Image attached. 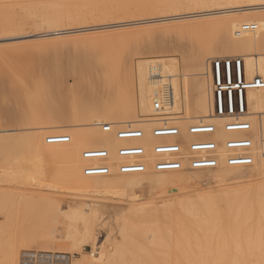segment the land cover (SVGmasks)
Listing matches in <instances>:
<instances>
[{
    "label": "bare ground",
    "instance_id": "1",
    "mask_svg": "<svg viewBox=\"0 0 264 264\" xmlns=\"http://www.w3.org/2000/svg\"><path fill=\"white\" fill-rule=\"evenodd\" d=\"M148 1L142 2L143 5L138 10L143 9V11L152 17L125 25H135L136 27L139 25H147L148 27L149 25L153 28V31L160 33L162 37L158 41H152L154 45L152 44L151 48H154H149V54L151 55L157 54L156 52L158 54L160 52L161 55V52L165 51L167 47H172V41L173 46L174 42L178 44L179 41L180 46L175 44L180 49L179 51L176 46L172 47L175 50L177 49L176 52L178 51L179 57H161L167 59L160 60L151 66L147 62L138 64L137 66L129 63L127 66L128 70L125 67H122L123 70H121L124 73L125 70L129 71L125 74H128V76L124 75L125 78H122V74H118L119 77H116V79V75L113 79L110 76L105 77L102 71L96 67V69L82 67L63 71L68 72L69 74L65 73L67 75L72 74L74 85L69 86L66 82L59 83L57 87L53 85L56 87L54 92L52 87L53 95L51 97L48 95L49 98L46 97V99L42 98L43 100H48V102H44L40 97L38 101L36 100L35 104V100L29 98L36 105L34 107L32 104L33 107L53 115L60 109L63 112L64 110L72 111V105L76 104L77 110L81 113L80 115L83 117L86 126V129L76 139L77 147L80 146L83 151L91 148H106L111 155L119 144L114 137V131L125 125H132L143 129L145 141H150L149 130L152 126L159 123V120L153 117L155 103H159L163 107L164 112L167 113L165 116L167 122L178 127L182 136H185L186 125L207 122L216 125L217 139L223 142L231 135L224 133L220 129L228 119L213 115L209 61L212 57L220 56L227 57V59L231 57L238 58L243 61L244 65L245 84L243 85L248 104V113L243 116L251 124V130L246 135L251 138L253 143L251 152L254 161L251 165H248L250 167L247 170L254 171L259 177H263L264 155L261 142L264 140V84L257 88H252L248 84L254 78H261L264 83V0H160L153 5L151 4L153 0L149 1L150 3ZM53 6H56V4ZM8 15L5 8H0L1 18H6ZM245 25H253L256 28L252 31L241 32V27ZM6 33L10 34V32ZM57 33H63V31L46 33L37 37L45 38L48 42V38L52 36L50 38L53 39L56 35H59ZM74 36L72 37L76 38ZM204 36L211 37L205 39ZM30 37L32 36L21 35L12 37L11 35L10 37H0V41L24 39L27 42ZM72 37L70 36L69 39ZM59 38L61 39V37ZM59 38L56 37V39ZM173 39L178 41H174ZM184 40L185 45L181 42ZM193 40L195 41L192 42ZM154 42L158 44L157 47ZM207 42L208 45L204 46V43ZM3 44L0 45L2 46L0 50H5V52H0L7 53L9 49L3 47ZM12 44L15 43L13 42ZM165 44H170V46H164ZM174 49L169 54L172 52L175 54ZM2 56L4 57V54ZM106 74H109V72H106ZM60 77L62 78V76ZM119 78H122L123 81L120 82L121 80H119L116 82ZM194 88L197 93L195 99H193ZM42 97H45V94ZM29 103L31 105V102ZM14 104L16 105V103ZM18 107L21 109L19 104L14 108ZM2 111L0 114H2ZM17 112H19L18 109ZM17 112L11 115L6 114L8 113L6 112V116L3 117L16 118L18 116ZM136 112H139L144 118L139 119ZM182 113H184L182 117H175V115ZM57 114L63 115V113ZM64 120L66 122L67 118L65 117ZM101 123L110 124L113 128L112 131L104 133L98 127V124ZM43 134L35 135L34 141L31 143L35 144L33 145L37 150L33 145V149L29 146L30 149L28 148L26 151L29 153L26 156L24 155L23 159H20L22 162L15 163V172H21L22 175L27 176L25 178H33L32 175H34L37 180H42L43 178L49 179L54 174L56 167L54 161L59 162L57 161V154H61L69 147L71 138L61 150L59 144H56V146L59 145L57 148H55V145L53 148H51V145H47L46 138L48 135L45 136ZM50 135L63 134L52 132L51 134L49 133ZM227 156L228 152L223 148L217 151L219 164L213 176L218 179L230 176H232L231 178L242 177L240 173H243V169L237 167L247 166L229 167L224 162ZM208 171L205 170L204 172L206 173L202 174H208ZM173 174L171 171L159 172L160 176ZM204 176L206 175L197 176L195 180L200 181ZM62 182L67 183L68 186L71 185V187H82L81 183L74 180H64ZM11 194L13 195L11 192L9 194L6 193L5 196L4 193L0 192V215L6 212L5 216L12 222L14 221V213L18 212L17 221L19 227L17 226V230H14L18 234L14 233V227L11 226L12 233L17 234V236L14 238L10 236L11 239L13 238L11 241L10 238L9 240L6 238L8 245L3 240L4 237H0L1 241L6 242V247L5 245L4 248L1 247L3 250L0 254V264H17L20 251L30 249H35L36 251H54L55 254H60L65 259L69 255L62 254V252L77 253L80 257L72 259L70 264H118L116 255L122 252V247H117L114 252H111V250L108 251L106 249L103 243L96 242V238L92 240L91 228L86 226L91 217H87V212L85 213L84 209L76 208L75 210L66 212V210L62 211L61 207L49 196H36L34 194V196L25 197L22 192L19 194L15 193V196ZM222 196V201L227 206L225 213L219 211L218 205L216 206L214 203L212 204L204 200L195 203L188 201L179 203L178 212L180 211L183 215L192 216V220L187 221L188 223H184L183 221L177 223L179 229L178 235L183 237L182 242L199 245L200 243H208L213 241L212 239H215V250L219 255L217 264H264V196L262 190H234ZM214 206L217 208H213ZM171 207V203L162 204V219L166 220L170 218L169 212ZM151 210V207L147 208V206L139 204L131 207L128 210V215L129 217L133 216L137 220L144 221L145 224L143 225L142 232L158 241L165 232L161 231L163 226L160 225L159 220H151L152 218L148 215V213H151ZM67 211H69V208ZM89 213L92 217H95L94 210H91ZM204 214H208V216ZM60 217L68 221L67 223L65 222L66 225L64 224V220H60ZM75 219H81L84 222V229L82 231L73 228L74 226L69 222V220ZM60 223L65 227L64 234H62L63 232H57L58 227H56L57 229L55 228L57 224L61 225ZM163 224L165 225V223ZM10 225H13V222ZM2 232L3 228L0 223V234ZM124 233L125 230L123 228L121 234L124 235ZM190 238H194L192 242H188L187 239ZM87 240L93 241V244L91 252L86 254L83 252V245ZM3 244L4 242L2 246ZM243 256H246V259H248L246 263L241 262Z\"/></svg>",
    "mask_w": 264,
    "mask_h": 264
},
{
    "label": "rangeland",
    "instance_id": "2",
    "mask_svg": "<svg viewBox=\"0 0 264 264\" xmlns=\"http://www.w3.org/2000/svg\"><path fill=\"white\" fill-rule=\"evenodd\" d=\"M144 1L148 0H0V8H5L9 14L6 18L0 17V28H2L0 29V37H10L11 35L12 37L21 35L32 36L30 37L31 39L28 38L27 42L24 39L0 41L1 44L4 43L3 47L10 50L6 49L7 53L0 52L4 54V57L2 54L0 57L5 58H0L2 59L0 60V66H2L0 67V91L3 94L0 92V112L4 110L0 114V192L4 193V195L11 192L13 193V195L11 194L12 196L21 192L25 197L34 196V194L36 196H49L61 207L62 211L66 210V212L76 208L84 209L85 213L87 212V217H91L89 223L86 224L85 222V224L91 228L92 240L96 238V242L103 243L106 249L108 251L111 250V252H114L117 247H122V252L116 255L118 264H217L219 255L215 250V239L199 245L182 242L183 237L178 235L177 223L181 221L188 223L187 221L192 220V216L178 212L179 203L187 201L195 203L204 200L214 203L216 206L218 205L219 211L225 213L227 206L222 201V195L234 190L261 189L264 196V176L259 177L254 171L247 170L250 167L247 166L237 167L243 169V173H240L242 174L240 178H231L232 176H230L218 179L213 176L218 165L212 169L194 170L190 169L187 164H184L182 169L178 171H171L174 173L173 175L160 176L159 172L154 171L151 166L144 173L124 175L116 171L115 167L120 160L112 152L110 155L112 157L111 170L108 175L85 177L81 172L85 165L81 158L83 150L80 146L77 147L76 139L86 129V126L83 117L80 115L81 113L77 110L76 104L72 105V111L67 110L70 113L66 110L63 112L60 109L57 112L63 113L60 116L57 113L52 115L49 112L34 108L36 105L31 101L34 99L35 103L40 97V99L49 98L48 95L51 97L53 95L52 87L54 92L59 83L66 82L69 86L74 85L72 74L67 75L69 74L68 72H63L72 68L96 67L102 71L105 77L110 76L113 79L116 75V79V77H119L118 74H122V78L128 76V74H125L129 71L124 69V73L121 70H123L122 67L128 70L127 66L129 63L137 66L147 62L151 66L160 60L167 59L161 57H179L177 52L180 49L175 45L177 44L176 42H174V46L172 45L173 41L171 46H176L177 52V49L165 47L169 49L162 51L161 55L160 52L159 54L158 52H156L157 54H149V48L154 45L152 41H158L162 37L160 33L153 31V28L149 25L148 27L147 25H139L137 27L135 25H125L152 17L143 9L138 10L140 6L142 7V2ZM149 1L151 2V0ZM157 1L160 0H153L151 4L153 5ZM55 4L60 6H53ZM11 11L14 13H10ZM62 31L63 33H57L59 35L53 36V39L50 36L48 42L45 38L37 37L46 33ZM6 32H10V34L8 33V35ZM70 36L76 38L72 37L69 39ZM56 37L63 39H56ZM210 37L204 36L205 39ZM173 40L175 41L176 39ZM181 42L184 43L185 40ZM154 43L157 47L158 44ZM166 45L170 46V44H165L164 46ZM177 45L180 46L179 41ZM207 45L208 42L204 43V46ZM171 48L175 50H173L175 54L173 52L169 54L172 50ZM0 51L5 52V50ZM147 52L149 55L146 54ZM220 58L227 59V57L223 56L212 57L209 62ZM113 69L115 70L114 72ZM59 71L61 72L59 73ZM106 72H109V74H106ZM54 74L56 77H54ZM122 78L117 79L116 82L119 80L122 82ZM61 79L62 81L60 82ZM38 89L39 91H37ZM44 94L45 97H42ZM196 95L195 89L193 99L196 98ZM45 99L42 100L48 102ZM12 102L16 103V105L19 104L21 109L19 107L14 108L16 105L14 104V106ZM29 102L34 107L33 105L31 107ZM17 109L19 112H17ZM16 112L18 113L16 118L3 117L6 116L5 113L11 115ZM183 114H177L175 117H182ZM136 115H138L139 119L144 118L139 112H136ZM63 116L67 118L66 122ZM61 119L62 121H60ZM189 125L185 126V130ZM40 132L44 133L45 136H49V133L51 134L52 132L61 133L69 136L71 140L68 149L63 152L60 151L62 152L61 154H57V161L59 162L54 161L57 169L55 167L54 174L51 175L52 178L37 180L32 175L33 178L29 176L30 178L28 179L21 172H18L19 174L17 171L15 172V163L22 162L20 159H23L24 155L26 156L29 153L26 152L29 146L33 149L32 145L34 143H31L34 141L35 135L41 134ZM59 145L62 150L65 144ZM59 145L57 146L59 147ZM53 146L51 145V148ZM57 146L55 145V148ZM148 156L147 162L150 165L154 159L150 155ZM205 170H209L208 174H202L206 173L204 172ZM200 175H206L207 177L204 176L200 181L195 180ZM61 179H63L62 181H77L81 183L82 187L68 186ZM164 203H171L172 205L169 212L170 218L166 220L162 219V204ZM139 204H143L147 208L151 207L153 212L151 210V213H148L152 218L151 220L155 221L157 219L161 223L160 225L163 226L161 231L165 233L161 235V239L158 241L142 232L144 221L137 220L133 216L129 217L128 210ZM216 206L213 208L216 209ZM68 208L69 211H67ZM91 210L95 211V217H92L89 213ZM5 215L6 212L0 215V223L3 228L0 237L3 236L4 239H2L7 242L10 236H13V238L17 236L18 233L14 230H17L16 227L19 223L17 221V211L14 213V221H12L15 226L10 225L12 222ZM204 215L208 216V214ZM60 220H64L65 225L68 222L63 217H60ZM69 222L74 226L73 228L81 231L84 229V222L81 219L69 220ZM11 226L14 227L13 231L17 233L16 235L12 233ZM63 227V224L55 226L57 232H63L62 234H64L65 227ZM123 228L125 230L124 235L121 234ZM8 235L9 237H7ZM12 239L10 238V241ZM193 239L187 240L192 242ZM3 240H0V254L4 245L6 247V242ZM92 244L93 241L87 240L83 245V252L86 254L91 252ZM24 252L54 254V251L21 250L19 258ZM62 254L69 255L67 256L69 264L72 259L80 257L77 253L62 252ZM19 258L17 264H19ZM246 260H248L246 256H243L241 262L246 263Z\"/></svg>",
    "mask_w": 264,
    "mask_h": 264
},
{
    "label": "built area",
    "instance_id": "3",
    "mask_svg": "<svg viewBox=\"0 0 264 264\" xmlns=\"http://www.w3.org/2000/svg\"><path fill=\"white\" fill-rule=\"evenodd\" d=\"M253 25L242 26L240 31H252ZM210 86L212 92L213 115L228 119L220 127L230 134L223 142L217 139V128L213 123L197 122L187 126L185 136L175 125L166 120L167 113L159 103L154 104V118L158 124L149 130L150 141H145L143 129L125 125L114 131L119 142L114 155L120 160L115 169L119 174L144 173L149 166L154 171H178L184 164L194 170L215 168L219 164L217 151L223 148L228 152L224 162L231 167L248 166L254 161L251 152L252 140L246 135L251 124L243 115L248 113L245 95V75L243 61L238 58L213 59L210 62ZM261 78H254L248 86L257 88L263 85ZM243 92V96H242ZM104 132L112 131L110 124H98ZM67 135H50L47 145L68 143ZM264 155V140L261 142ZM153 157L149 165L147 159ZM85 162L81 172L85 177L105 176L111 170L112 157L106 148H91L81 153ZM69 264L60 254L24 252L19 264Z\"/></svg>",
    "mask_w": 264,
    "mask_h": 264
}]
</instances>
